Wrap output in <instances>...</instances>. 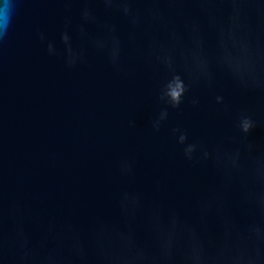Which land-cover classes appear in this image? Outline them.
I'll use <instances>...</instances> for the list:
<instances>
[{
	"label": "clouds",
	"instance_id": "1",
	"mask_svg": "<svg viewBox=\"0 0 264 264\" xmlns=\"http://www.w3.org/2000/svg\"><path fill=\"white\" fill-rule=\"evenodd\" d=\"M57 2L65 5L58 41L36 29L49 58L75 71L90 66L96 55L121 78L136 79L139 67L162 80L150 130H167L181 159L205 173L189 185L195 221L161 195L162 180L150 198L146 195L137 185L133 155L118 161L123 186L112 206L114 219L102 210L87 226L72 218L31 216L22 200L6 198L0 153V264H264V145L250 139L264 118L253 104L233 113L225 95L218 94V111L232 121V131L220 141L195 138L180 124L169 127L189 92L201 85L214 88L218 77L252 101L264 100V0ZM75 2L84 7L74 18ZM24 3L0 0V71ZM189 4L198 6L202 20L187 15L183 6ZM113 16L126 20V32ZM200 103L191 98L193 107ZM127 126L135 129L129 115Z\"/></svg>",
	"mask_w": 264,
	"mask_h": 264
},
{
	"label": "water",
	"instance_id": "2",
	"mask_svg": "<svg viewBox=\"0 0 264 264\" xmlns=\"http://www.w3.org/2000/svg\"><path fill=\"white\" fill-rule=\"evenodd\" d=\"M70 7L75 18L84 5L75 2ZM183 7L187 15L202 20L197 5ZM64 9L57 0H25L0 71V153L6 198L22 200L29 215L44 219L72 218L87 226L97 210L114 219L112 206L123 186L118 161L133 155L137 185L146 195L150 198L155 182L162 180L161 195L194 222V191L189 185L205 173L181 159L167 130L159 134L150 130L162 80L139 67L136 79L121 78L96 55L90 56V66L75 71L49 58L36 29L58 41ZM111 19L127 31L124 18ZM130 52L134 55L135 48ZM218 94L225 95L233 113L253 104L264 118V100L252 101L218 77L214 88L201 85L189 92L169 127L180 124L195 138L220 141L232 131V121L218 111ZM193 96L200 98L198 107L191 104ZM128 115L135 122L134 130L127 126ZM250 139L264 145V125L256 127ZM30 227L38 235V226Z\"/></svg>",
	"mask_w": 264,
	"mask_h": 264
}]
</instances>
